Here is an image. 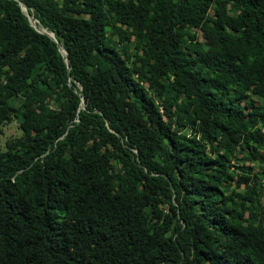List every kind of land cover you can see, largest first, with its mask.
<instances>
[{"label":"trees","instance_id":"1","mask_svg":"<svg viewBox=\"0 0 264 264\" xmlns=\"http://www.w3.org/2000/svg\"><path fill=\"white\" fill-rule=\"evenodd\" d=\"M20 1L0 264H264V0Z\"/></svg>","mask_w":264,"mask_h":264},{"label":"rangeland","instance_id":"2","mask_svg":"<svg viewBox=\"0 0 264 264\" xmlns=\"http://www.w3.org/2000/svg\"><path fill=\"white\" fill-rule=\"evenodd\" d=\"M38 27L42 28L41 25L39 24ZM44 30H46V28H42ZM3 128V135L1 136L0 138V144L2 143V141L4 140L5 136L9 133H17L18 130L16 128V120H11L8 124L6 125H3L2 126ZM1 147V145H0ZM253 168H257L256 166H253ZM169 217L168 215H166L165 219H164V222H165V225H168L169 224Z\"/></svg>","mask_w":264,"mask_h":264},{"label":"water","instance_id":"3","mask_svg":"<svg viewBox=\"0 0 264 264\" xmlns=\"http://www.w3.org/2000/svg\"><path fill=\"white\" fill-rule=\"evenodd\" d=\"M18 3L20 4V7H21L22 11L26 14V17H27L28 21L30 22V24H32V25L35 27V29H37V30H39V31H42V32H46L51 38L55 39V37L53 36L52 32H50V31H45L44 29H39V28H37V26L34 24L33 20L31 19L30 14L27 12L25 5H24L20 0H18ZM22 5H23L25 8L22 7ZM58 49H59V51H60L62 54H64V55L66 54L65 51H64V49H63L60 45H58ZM64 60L66 61V55H65V57H64ZM81 103H82V102H81Z\"/></svg>","mask_w":264,"mask_h":264},{"label":"bare ground","instance_id":"4","mask_svg":"<svg viewBox=\"0 0 264 264\" xmlns=\"http://www.w3.org/2000/svg\"><path fill=\"white\" fill-rule=\"evenodd\" d=\"M22 7H24L23 5H22ZM25 8V7H24Z\"/></svg>","mask_w":264,"mask_h":264}]
</instances>
